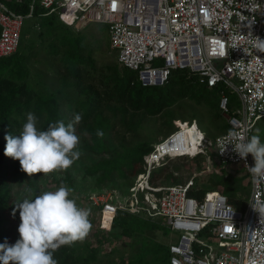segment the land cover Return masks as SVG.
Returning a JSON list of instances; mask_svg holds the SVG:
<instances>
[{
	"label": "built area",
	"instance_id": "obj_1",
	"mask_svg": "<svg viewBox=\"0 0 264 264\" xmlns=\"http://www.w3.org/2000/svg\"><path fill=\"white\" fill-rule=\"evenodd\" d=\"M36 5L72 30L92 23L107 26L118 65L135 72L144 87L163 86L170 72L179 69L197 75L208 88H224L219 108L229 127L226 133L211 141L203 137L195 144L197 154L188 156V143L178 129L144 156V172L125 199L113 191L90 194L102 228L105 216L111 222L124 210L162 219L177 235L167 245L169 264H264V217L251 205H264V181L254 182L249 172L251 154L245 162L232 145L220 152L230 131L247 141L264 120V51L256 47L258 38L264 40V0H31L27 16L0 2V59L16 53L24 20L33 16ZM227 92L237 96L239 109L229 111ZM209 149L221 167L239 166L247 175L250 192L243 210L218 191H207L201 200L189 196L190 190L200 189L194 177L171 186L150 184L151 172L166 161L207 155Z\"/></svg>",
	"mask_w": 264,
	"mask_h": 264
},
{
	"label": "trees",
	"instance_id": "obj_2",
	"mask_svg": "<svg viewBox=\"0 0 264 264\" xmlns=\"http://www.w3.org/2000/svg\"><path fill=\"white\" fill-rule=\"evenodd\" d=\"M0 2L10 11L27 16L31 0H23L21 4L13 0ZM46 14L47 10L39 5L35 6L33 17H42L46 20L47 33L52 34L62 50L52 49L47 55L58 58L61 74L54 70L49 71L51 79L58 81L57 88L50 89L45 85L44 79L48 78L43 73L31 71L28 65L31 54L26 56L17 49L12 56L0 59V226L3 215L10 210L13 202L9 171L12 158L5 155L7 143L5 136L9 134L16 136L18 130L27 122L28 113L36 116L38 130H47L51 123L60 120L68 123L65 121L66 113L63 112L62 105H65L64 109L70 118L73 119L75 114H80L82 119L76 127L79 135L83 137L81 150L96 159L85 170V174L94 178L95 190L99 189L95 192H102L100 190L102 188H111L110 191L120 188L115 182L121 181L125 189L120 193L121 196L128 193L136 177L144 172L143 158L152 152L153 147L146 141L130 148L120 144L122 152H119L108 142V136L113 134L117 127L125 133H132L138 130L144 117L161 116L163 138L187 127H192L191 129L200 135L204 133L209 136L205 130V119L208 124L217 128L218 135L229 130L219 108L223 86L208 88L197 75L187 70L176 69L170 72L168 81L163 86L144 87L138 81L136 73L126 68L118 67L116 64L98 68L92 55L93 51L83 39L80 36L74 38L72 36L74 31L71 28L54 15ZM186 102L190 103L188 111L190 116L187 119L176 118L174 109L186 107ZM229 103L228 99V108L231 112ZM193 106L200 108L205 116L190 111ZM175 120L179 122L175 123ZM192 122L195 124H190ZM98 129L103 131V138L97 136ZM257 134L258 124L254 127L252 136ZM207 157L210 161L214 160L211 152ZM186 159L188 157L175 160ZM224 169L221 168L222 172L216 180L213 177L209 180L208 187L190 190L188 195L201 200L207 191H218L235 209L243 210L246 200L237 196L238 193L246 191L241 184L242 178L228 175ZM178 173H180L178 168L165 164L151 172L149 182L152 186L175 183L177 182L175 174ZM66 182H70L69 179L65 180ZM94 209L100 218V210ZM103 223L109 228H102L100 225L102 234L97 240L98 246L87 245L85 250L79 249L76 243L61 246L53 254L57 264H95L98 262L100 245L107 243L111 238L118 240L121 237L129 238L132 242L124 245L130 250V255L126 260H120V264H169L170 254L167 245L149 237L156 231L163 235L168 234L162 219H146L137 213L118 210L111 222L110 217L105 216ZM19 239L20 237L12 230L3 231L0 227V244L7 242L14 245Z\"/></svg>",
	"mask_w": 264,
	"mask_h": 264
},
{
	"label": "rangeland",
	"instance_id": "obj_3",
	"mask_svg": "<svg viewBox=\"0 0 264 264\" xmlns=\"http://www.w3.org/2000/svg\"><path fill=\"white\" fill-rule=\"evenodd\" d=\"M57 19V16L54 15ZM48 21V20H47ZM41 29V30H40ZM41 31V32H40ZM73 37L76 38L80 36L83 39V42L89 46V48L93 51L92 55L96 61L97 67H102L107 64H116L118 67L116 52L111 50L109 47V36L107 31V26L102 24H89L83 29L73 30ZM43 32V33H42ZM77 32H80L77 34ZM27 53L30 52V60L29 66L31 71L41 72L48 79H44L45 85L50 89H55L59 86L57 80L51 79L50 70H54L56 73H60L59 63L57 62L58 58L48 57V53L53 49L54 51H62L59 48L57 40H54L52 34L47 33L46 28V20L39 17H30L24 20L22 26V32L19 42L18 50H24ZM54 51H52L54 53ZM24 52V51H23ZM38 55L34 56L33 55ZM87 51L85 52V55ZM61 56V55H60ZM59 56V57H60ZM48 61H50L48 63ZM38 62L48 63L42 64ZM49 72V73H48ZM227 97L230 101V110L235 111L240 108L241 104L235 94H231L227 92ZM190 103L186 102V107L179 108L176 107L174 109L176 118L187 119L189 114V105ZM63 112L65 114V121L71 122L73 119L67 115L68 113L65 111V105H62ZM192 112H196L201 116H205L204 112L193 106L190 109ZM205 119V118H204ZM226 119V118H225ZM162 117H144L142 119L141 125L139 126L136 132L125 133L122 129L116 128L114 133L108 136V142L111 147L116 148L119 152H122L119 147L120 144H123L125 147H133L141 142H149L151 144L156 143L158 140L163 138L161 135ZM205 121V130L208 131L209 136L205 135V138L209 141L213 140L215 136H218L217 128L214 125L208 124L207 119ZM179 121L175 120V123ZM185 123V122H184ZM190 124H195L192 122ZM188 124V125H190ZM23 127V126H22ZM192 128V127H191ZM190 127L182 129V137L188 143V148L186 151L188 154L195 155L197 154L198 149H195V144H199L202 141V137H198L193 129ZM204 130V129H203ZM202 130V131H203ZM22 131V128L18 130L17 135ZM76 135L79 137V145L78 150L80 151L79 159L75 160V162L67 169L62 171H56L49 174L43 173H35L32 175L27 174L26 172L21 170V165L18 160L11 159L10 162V191L12 194V205L10 210L3 215V222L1 224V229L3 231L12 230L13 233L20 237L18 232V227L21 223L19 210L17 209V203L21 202L24 198H35L36 195H39L46 191H55L61 185L65 186L70 190V199H74L78 207L90 210V215L88 217L89 222L91 224V228L87 237L81 242H75L79 249L85 250L87 245L95 247L98 246L97 240L101 237L102 229L100 225L102 224L101 217H98L97 211L91 207L88 197L90 194L95 191V180L90 176L85 174V170L88 166L96 161L95 158L86 154L81 150V141L83 139L82 136L77 132V127L75 125ZM260 141L264 144V120L258 122V134ZM212 156L214 157L213 149H209ZM207 151V154L210 152ZM191 155V156H192ZM199 157L189 158L186 160L177 161L175 159L168 160L165 164H171L172 168H178L180 173L175 174L177 178V182H168L164 184L165 186L176 185L181 182L189 180L191 177H194V182L198 185L197 188H206L209 186V180L214 178L216 180L217 177L221 174V168H225L226 174L232 175L235 178H242V185L246 188L245 193H238L237 196L242 200H247L249 194V181L245 172L239 166H219L217 161L207 160L206 154H199ZM216 163V164H215ZM69 179L70 182H66L65 180ZM116 184L120 186V188H114L111 191L118 196V199H125L128 193H125L124 196H121L120 193L124 192V187H122L121 181H116ZM28 189H31L29 193ZM111 188H102L101 191L111 192ZM248 193V194H247ZM113 194V195H114ZM15 213V215H13ZM104 222V221H103ZM103 228H109L106 223H103ZM167 235H163L161 232H154L149 235L150 238H153L157 242H161L163 244H171L175 242L177 235L171 233L168 229ZM132 241L129 238L121 237L118 240L111 238L107 243H102L97 254L98 262L95 264H120V260H126L129 258L130 250L124 247L125 244H130Z\"/></svg>",
	"mask_w": 264,
	"mask_h": 264
},
{
	"label": "clouds",
	"instance_id": "obj_4",
	"mask_svg": "<svg viewBox=\"0 0 264 264\" xmlns=\"http://www.w3.org/2000/svg\"><path fill=\"white\" fill-rule=\"evenodd\" d=\"M256 47L264 51V40L258 38ZM81 119L80 114H75L67 124L60 120L51 123L47 130H38L36 116L28 113L19 135L5 136V155L18 160L21 170L29 175L67 170L81 154L79 137L75 132V125ZM97 136L103 138V131L98 129ZM229 145L245 162L249 154L252 155L254 166H249V172L254 182L264 181V144L259 136L253 135L244 141L230 131L226 146L220 148L221 154ZM28 191L30 193L31 189ZM69 195L70 190L61 185L55 191H46L34 199L24 198L18 202L20 239L14 245L0 244V264H57L53 258L55 251L64 245L82 242L91 228L90 210L78 207ZM251 205L264 217V205L258 202Z\"/></svg>",
	"mask_w": 264,
	"mask_h": 264
},
{
	"label": "crops",
	"instance_id": "obj_5",
	"mask_svg": "<svg viewBox=\"0 0 264 264\" xmlns=\"http://www.w3.org/2000/svg\"><path fill=\"white\" fill-rule=\"evenodd\" d=\"M39 18H42V17H39ZM21 32H22V30H21ZM20 37H21V36H20ZM19 51H20L21 54H24V55H26V56H27V55H30V52L27 53V52L25 51V48H24V50H23L24 52L22 51V49L19 50ZM196 128H198V127L196 126ZM198 131H200V130H198ZM201 132H202V131H201ZM202 134L204 135V133H202ZM204 137H205V135H204ZM198 156H199V155H198Z\"/></svg>",
	"mask_w": 264,
	"mask_h": 264
},
{
	"label": "bare ground",
	"instance_id": "obj_6",
	"mask_svg": "<svg viewBox=\"0 0 264 264\" xmlns=\"http://www.w3.org/2000/svg\"><path fill=\"white\" fill-rule=\"evenodd\" d=\"M67 18V17H66ZM196 132V131H195ZM196 134H197V136L200 138V137H204L203 135H200V134H198L197 132H196ZM186 155H188V156H191L192 154H188V152L186 151ZM192 156H194V155H192Z\"/></svg>",
	"mask_w": 264,
	"mask_h": 264
},
{
	"label": "water",
	"instance_id": "obj_7",
	"mask_svg": "<svg viewBox=\"0 0 264 264\" xmlns=\"http://www.w3.org/2000/svg\"><path fill=\"white\" fill-rule=\"evenodd\" d=\"M155 145H156V143H153V144H152V147H154Z\"/></svg>",
	"mask_w": 264,
	"mask_h": 264
}]
</instances>
